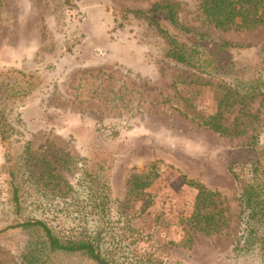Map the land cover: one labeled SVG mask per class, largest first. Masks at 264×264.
<instances>
[{
	"label": "rangeland",
	"instance_id": "1",
	"mask_svg": "<svg viewBox=\"0 0 264 264\" xmlns=\"http://www.w3.org/2000/svg\"><path fill=\"white\" fill-rule=\"evenodd\" d=\"M157 1L77 0V11H68L62 0H0V68L41 70L46 79L16 104L20 136L0 140V231L40 220L59 234L86 232L113 264H264V256L254 252L245 261L228 259L239 227L235 184L220 156L245 136L229 140L204 125L216 111L215 82L160 61L161 42L142 18L127 14L124 20L118 12H145ZM176 1L199 25L197 0ZM204 28L212 37L247 47L236 52L241 64L261 55L260 28ZM237 109L225 111L224 125L238 117ZM243 113L263 141L264 92ZM99 126L119 135L112 144L111 202L95 209L79 187L77 170L89 132ZM26 143L32 150L49 146L68 155L60 170L70 186L65 194L56 193L52 183V192L37 193L41 183L34 178L43 163L26 153ZM153 162L158 177L144 193L126 196V177ZM181 174L219 193L233 216L226 229L208 236L190 231L195 190ZM25 237L17 229L0 232V264H18ZM63 259L86 264L78 257Z\"/></svg>",
	"mask_w": 264,
	"mask_h": 264
},
{
	"label": "trees",
	"instance_id": "2",
	"mask_svg": "<svg viewBox=\"0 0 264 264\" xmlns=\"http://www.w3.org/2000/svg\"><path fill=\"white\" fill-rule=\"evenodd\" d=\"M77 0H62L68 11H77ZM143 1V0H137ZM146 1V0H145ZM122 19L127 14L141 17L146 28L161 42L159 60L186 70L200 78L215 82L218 88L216 111L204 125L229 140L245 136L244 142L220 156L230 172L235 193V217L238 233L229 253L233 262L245 261L251 253L264 256V140L261 141L250 122H244L243 109L264 92V36L257 45L260 56L255 62L239 63L236 52L247 47L212 37L204 27L218 31L229 29L264 32V0H197L194 20L187 19L185 4L176 0H160L150 4L145 12L119 9ZM204 28V29H203ZM41 70L24 71L15 67L0 68V140L20 136L23 122L16 110L18 103L36 93L45 83ZM237 106L238 117L224 125L226 110ZM245 117H247L245 115ZM118 133L99 126L89 132L83 156L78 160L77 182L88 202L95 209L111 202L108 178L113 169L112 144ZM26 153L37 155L43 165L34 180L40 182L37 193L45 196L49 183L56 193L65 194L70 186L60 170L69 157L60 149L49 146L32 150L26 143ZM158 177L155 163L141 173H130L125 181L126 196L137 197ZM184 184L193 190L191 215L187 220L191 232L205 236L218 234L227 228L231 216L222 205L219 193L181 174ZM60 183H63L59 188ZM52 191H49V193ZM17 229L26 233L17 250L18 264H69L63 258L78 257L86 264H113L101 255L93 238L86 232L59 234L40 220H26L7 226L0 232ZM79 262V261H78Z\"/></svg>",
	"mask_w": 264,
	"mask_h": 264
}]
</instances>
